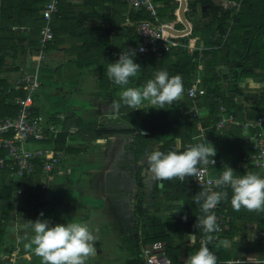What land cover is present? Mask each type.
Here are the masks:
<instances>
[{
    "label": "trees",
    "instance_id": "obj_1",
    "mask_svg": "<svg viewBox=\"0 0 264 264\" xmlns=\"http://www.w3.org/2000/svg\"><path fill=\"white\" fill-rule=\"evenodd\" d=\"M49 1L0 0V122L8 117L17 116L19 106L16 99L25 96L24 91L16 90L11 82L1 77L2 68L6 62L5 57L10 53L13 54L14 58H17L20 53L21 56H26L28 49H37L41 31L46 25L42 10ZM154 1L158 2V5L163 4V6H158L159 21L153 19L150 12L144 8L138 12L131 10L129 0H86L85 5L92 10L91 17L98 15L96 11L100 6L108 4L107 13L103 18L109 28L105 29V33L97 36L94 40H84L82 48H84L85 54H89V56L84 59L85 54L82 55V51H80L77 61L81 68L96 66L99 88L104 91L111 104L120 100L119 91H123L128 87L142 89L149 79L154 78V73L160 70L167 71L170 77L175 75L182 77V96L179 100L173 102L171 106L165 105L164 109H158V106L153 105V108L137 110L122 104L118 111L115 110L116 119H112V121L127 126L126 130L121 131L101 127L96 119L86 120L74 116L54 117L45 115L51 124L56 125L61 130L55 140L50 139L51 131H48L47 135L50 139L48 143L53 148L57 151H65L68 155V159L61 163L64 170H67L72 157L84 151L83 147L75 146V144L68 145L69 139L81 143H91L117 133L131 135L136 162H139L148 150L149 152L153 151L155 146H158L162 153L167 154L173 150L182 152L187 150L189 145H195V137L200 133L198 128L200 121L188 114V109L193 106L194 102L188 98L187 89L193 85L199 75V65L203 67L200 75L203 79L202 85L206 90V94L199 97L197 103L200 108L205 107L209 111V115L203 121L205 126L212 125L211 130L216 131L215 125L219 121L222 107L227 110L228 114L233 115L237 122H255L264 118V86L261 88L260 93L253 98H250L249 94L243 90L244 86H241V84H244V80L248 78L264 83V0H228L235 3L229 8H224L222 3L217 4L215 0H190L188 2L190 11H187L186 17L194 25L190 36L180 38L182 46L172 48L161 55L151 52L144 55L135 53L134 62L139 64L141 69L135 77L130 78L128 85H115L107 77L106 71L109 63L116 62L122 52L127 53L128 49L136 51L141 46L142 41L135 32L137 22L151 20L161 24L177 20L175 10H172L170 14L167 13L169 7L164 3L167 2L166 0ZM65 6V0H58V11L53 15L50 23L53 31V41L57 37L55 18L63 15ZM199 6L205 7V10H203L200 21L195 23L193 17L197 14ZM178 7L179 4L175 9ZM117 10L128 13L126 19L121 18L122 23H125L128 19L129 24L127 26L120 27L119 22L117 27L113 24L117 17ZM200 23L204 25V29L208 33L217 32L214 44L207 42L206 39V42L203 43L198 37L197 32L200 29ZM191 38L197 39L196 46L193 49L189 47ZM27 41L29 45L25 46L24 44ZM53 41L48 43V48ZM19 43L22 44L19 47L21 52L18 48ZM216 50H226V58L233 67L238 68L236 69L238 71L233 72L232 79H229L228 75H220L218 72L203 76L204 66L202 60ZM24 64L23 62L17 66L14 65L8 71H19ZM38 94L39 92L34 94L35 105ZM237 97L239 99H236ZM35 111L38 114H43L37 106H35ZM171 116H174V119H170ZM140 129L144 132H138ZM211 130H208V134ZM248 132L249 129L246 127L232 125L224 130L223 134L216 137L208 136L207 142L216 149L214 159L217 163L213 166L214 171L223 172L226 170L227 163H229L233 166L237 176L244 175L246 172L258 175L260 171L258 167L251 165L247 170L238 168V164L245 157L255 153L249 140L244 137ZM7 155L8 150L0 149V159L6 158ZM34 162V172L25 174L18 179L15 178V174L18 172L19 167L11 160H7L6 164L12 165V168L8 165L0 167L1 245L6 232L3 221L10 218V212L13 209L24 213L27 208L41 209L46 205L45 192L50 187L46 182L48 175L39 157ZM145 169L148 170L146 163L141 165L136 172V187L134 189V215L137 229L140 231L141 244L147 246L167 242L166 256L174 264H177L181 252L172 247L168 235L169 230L175 233L182 231L195 233L198 237L206 239L202 230L194 227L197 219L206 215L201 211V205L194 203V196L201 190L194 185L191 177L183 182L178 178L162 181L163 186L160 188L157 184V190L170 202L181 201L185 212L166 220L157 217L148 218L143 208V171ZM222 192H226L227 196L221 202L229 204V213L235 219L231 223L230 230L222 236V240L241 234L244 230V223L255 220L259 223V228L262 235H264V212H249L244 209L235 211L231 206V188L223 189ZM175 208L180 207L171 206L170 210ZM213 212L214 210L209 214ZM184 217H187V220L183 219ZM214 234L215 232L209 235L212 238ZM207 246L219 258L224 257V249L212 244L211 239L207 240ZM254 249L258 252L264 251V236L255 240ZM9 252L12 253L13 250L10 249ZM137 264H144L142 258L138 260Z\"/></svg>",
    "mask_w": 264,
    "mask_h": 264
},
{
    "label": "crops",
    "instance_id": "obj_2",
    "mask_svg": "<svg viewBox=\"0 0 264 264\" xmlns=\"http://www.w3.org/2000/svg\"><path fill=\"white\" fill-rule=\"evenodd\" d=\"M65 2L63 15L55 18L57 37L48 48L44 63H41L39 70L42 85L36 106L44 115L74 116L83 119H86L84 115L103 110L105 113H109L108 117L103 120H115V110L111 108L110 100H103V97L106 98V96L104 91L99 88L96 66L81 68L77 61L80 51H82V55L86 53L82 48L84 40H94L97 36L104 34L105 29L109 28L103 18L107 13L108 4L100 6L96 11L98 15L91 17L92 10L85 5L86 0H65ZM159 5L163 6V4ZM167 13L170 14L171 11L169 10ZM177 13L176 11V16ZM123 17L126 19L128 13L117 10V17L113 23L115 27L119 25L118 22L120 27L129 24L128 19L125 23L121 22ZM175 22L177 24L180 21L176 20ZM24 32L27 34L26 31ZM192 44H194V40H192ZM24 45H29V42L27 41ZM87 56L89 54H85L83 58L85 59ZM5 64L2 68V78H5L3 72H9L10 69ZM247 81L256 82L253 78H248ZM257 82L261 86L260 88L264 86V83ZM121 92H118L119 97ZM144 106L153 108L149 101ZM208 136H211L210 133ZM98 141L105 142L104 139ZM199 141L201 142V140ZM195 143L197 142L195 141ZM75 162L73 161V163ZM121 162H123L122 159H118L117 155L113 158L99 160L98 163L94 160L92 162L85 161L81 165L82 170L73 169V171H69L70 169H68L62 174H58L53 180H48L50 181L49 190L57 194V200L52 202V209L56 210V213L53 214L55 219H52L53 226L56 224L66 225L69 222L86 224L96 237L95 255L90 257L86 264H137L140 258L146 264L143 249L149 245H153L156 253H162L166 256L167 242L147 246L141 244L140 231L137 229L134 209H132L133 204H130L133 200L132 196H135L136 173L133 170L125 169ZM227 167L234 170L229 163H227ZM258 175L260 176L261 173ZM158 185L161 188L163 186L162 181ZM69 198L72 202H69ZM164 202H158L161 207H155V212L147 217L166 220L185 212L181 201ZM171 206L180 208L170 210ZM234 221L235 219H233ZM165 227L167 228V226ZM190 234L195 233L184 231L175 233L169 230L168 235L172 247L181 252L178 262H184L190 254H194L200 247L199 240L202 238L196 234L197 242L193 245L190 243ZM262 236L264 235H262L256 220L245 222L241 234L223 239V242L217 244L218 248L225 251L223 258L216 255L217 264H260V261L264 259V251H256L254 242ZM224 242H227V245ZM3 244H6L5 240ZM22 247L24 246L21 244L16 246L12 249V253L9 252L10 249L5 250L0 261H3L5 257L15 256L17 262L21 260L20 264H30L28 259H23L26 255L19 256ZM31 248L32 246H29L27 252L30 253ZM33 254L35 255V253ZM34 258H37L35 264H41L39 257L35 255Z\"/></svg>",
    "mask_w": 264,
    "mask_h": 264
},
{
    "label": "built area",
    "instance_id": "obj_3",
    "mask_svg": "<svg viewBox=\"0 0 264 264\" xmlns=\"http://www.w3.org/2000/svg\"><path fill=\"white\" fill-rule=\"evenodd\" d=\"M229 3L235 5V3ZM129 4L131 10L138 12L144 8L150 12L153 19L159 21V5L154 0H129ZM57 11L58 0H50L42 10V16L46 20V25L41 31L39 45L36 50L31 48L27 50L25 64L20 70L22 76L17 80V83L13 85L16 90H22L25 93L24 97H18L16 99L19 106V113L15 117H8L0 122V149L8 150L7 157L0 159V167L8 165L6 161L11 160L19 167L18 172L15 174V178L17 179L23 177L25 174L34 172V161L38 157L44 165L43 168L48 175V180L51 181L57 174L65 172L63 164L61 163L68 159L67 153L65 151H57L48 143L50 139L55 140L61 130L56 125L51 124L45 115L36 113L34 99V94L39 92L42 85L39 70L41 68V63L46 58L48 43L53 41V31L50 23L53 15ZM164 26L177 29L175 21L161 24L151 20L137 22L135 24V32L140 37L142 44L135 53L144 55L151 52L156 55H161L165 51L182 46L183 44L180 42V38L188 37L192 33L175 35L166 30ZM185 29L186 27L181 30ZM195 46L196 45L191 46L189 44L191 49L195 48ZM202 68L203 67L199 65V75L196 77L193 85L187 89L188 98L194 102L193 106L188 109V114L200 121L198 124L200 133L195 137L197 143L207 142L208 137L206 136L208 135V130L213 128L212 125H204L203 121L209 115V111L205 107L200 108L197 103V99L206 94V90L202 85L203 79L200 75ZM232 125H240L249 129V132L246 133L244 137L249 140L255 151V153L245 157V159L238 164V168L247 170L251 165L258 167L260 170L259 173H261L260 177L264 178V118L255 122H237L234 116L228 114L227 110L222 107L219 121L215 125L216 131L223 134L224 130ZM48 131L52 133L50 139L47 135ZM199 140H201V142ZM79 143L81 142L71 139L67 142L68 145ZM214 161V164L210 160L207 165H200L201 171L199 173V181L191 177L194 185L201 191L211 189L213 191L222 192L223 189L230 188L227 186H218L213 183L219 179L223 173L213 170V166L217 163L215 159ZM8 166L10 168L13 167L12 165ZM221 203L222 202L213 209L214 212L212 213L216 216L218 228L211 238V243L214 245L223 242L222 236L225 232L230 230L233 221L229 213V204L225 202ZM201 240L204 239L202 238L199 241ZM143 256L146 264H174L164 254L156 253L153 248L145 247L143 249ZM16 263L17 258L15 256L5 257L3 261H0V264ZM177 264H184V262L180 261ZM260 264H264V259L260 261Z\"/></svg>",
    "mask_w": 264,
    "mask_h": 264
},
{
    "label": "clouds",
    "instance_id": "obj_4",
    "mask_svg": "<svg viewBox=\"0 0 264 264\" xmlns=\"http://www.w3.org/2000/svg\"><path fill=\"white\" fill-rule=\"evenodd\" d=\"M178 3L180 6L179 0ZM179 20L178 23L184 26L181 19ZM134 56L135 50L128 49L127 53L122 52L119 55L116 62L108 64L106 74L115 85H128L130 78L135 77L140 71L141 66L134 62ZM182 93V77L179 75L170 77L167 71L160 70L154 73V78L149 79L142 89L128 87L123 90L120 100L113 102L111 108L118 111L123 104L139 110L143 101H149L152 105L158 106V109H164L165 105L171 106L173 102L179 100ZM215 156V147L204 142L189 145L187 150L182 152L173 150L165 154L159 149L153 150L146 154V164L155 180L170 181L178 178L183 182L192 177L199 181L200 165H207L210 160L214 164ZM235 174L233 169L226 166V170L213 183L231 188V206L235 211L244 209L249 212H264V178L251 172L239 176ZM226 196V192L211 189L200 191L194 196V203L200 204L201 211L206 214L197 219L194 227L202 230L206 239L200 241L198 250L190 254L184 264H217L216 255L207 246V240L211 239L209 234L218 230L216 216L209 213ZM40 215L43 216V213ZM183 219L187 220V217ZM28 223L33 231L30 244L34 246L35 255L40 258L41 264H86L87 260L95 255L96 237L86 224L69 222L66 225L52 226L48 220L41 219ZM189 237L190 243L195 245L197 235L190 234ZM224 243L227 245V242Z\"/></svg>",
    "mask_w": 264,
    "mask_h": 264
},
{
    "label": "rangeland",
    "instance_id": "obj_5",
    "mask_svg": "<svg viewBox=\"0 0 264 264\" xmlns=\"http://www.w3.org/2000/svg\"><path fill=\"white\" fill-rule=\"evenodd\" d=\"M166 1L167 2H164V3L165 5L169 7V10L170 11L175 10L176 12L177 9L175 8L179 4L178 0H166ZM189 1L190 0H188V2ZM215 1L217 4L222 3L224 8H229L233 6V4H230L228 0H215ZM187 10L190 11V8L188 6H187L186 11ZM202 15H203V8L199 6L197 10V14L193 17L194 22L197 23L198 21H200ZM191 24L192 26L194 25L193 23ZM199 25H200V29L198 30L197 35L198 37H200V40L203 43H205L206 42L205 39H206L207 42L214 44L215 39L217 37V32L214 31V32L208 33L204 29V25H202L201 23ZM176 28L181 29L183 28V26L180 24H177ZM192 39L193 38L190 39L189 44L191 46L196 45L197 40L193 39L194 44H192ZM21 45L22 44L19 43L18 47H21ZM226 54H227L226 50H216L212 54L204 57V59L202 60V65L204 66V71L202 72L203 76H206L209 73L218 72L220 75H228L229 79H232L233 72L238 71L236 70L238 68L233 67L231 62L226 58ZM5 58L7 62L5 65L9 68L14 67V65H17V64L19 65L21 62L25 63L26 61L25 56L22 55L20 57L18 56L17 58H14L12 53L7 55ZM43 63L44 61L42 62V64ZM21 76L22 75H21L20 70L3 72V77L7 78V80L11 82L12 85L17 83V80L21 78ZM93 82H94V78H93ZM243 83L244 84H241V86H244L243 90L249 94L250 98L256 97L260 93L261 86L258 85L257 80L256 82H253V83H251L250 81L248 82L247 80H244ZM106 99L107 98L103 97V100H106ZM236 99H239V98L237 97ZM146 103L147 101H144L143 106L140 105L139 109L146 108V106H144ZM108 114L109 113H105L103 110H101L97 113L92 112L90 114H87L90 117H88L87 115H84V117L86 116V119L88 120L96 119L99 121L101 127L104 126L105 128L110 129V130L121 131V130L127 129V126L125 124H119L112 120L108 121V119L103 120L105 117H108ZM170 119H174V116H171ZM209 133L211 136H215V137L217 135H220L219 132L217 131L214 132L212 130L209 131ZM104 140L105 142L95 141L91 143L82 142L81 144L80 143L75 144V146L83 147L84 151L78 154L77 156L71 158L72 161L68 163L70 165L68 166L67 170L68 169H70L69 171H73V169L82 170L81 165L85 161L92 162L94 160L98 163L99 160H103L105 158H108V159L113 158L115 157V155H117L118 159H122L123 162H121V164L125 169H128L129 171L133 170L135 171L134 173L138 171L141 165H144L146 163V154L149 153V150L140 158L139 162H136L135 155L133 152L134 145L132 144L133 137L131 135L117 133L110 137L104 138ZM73 161H76V162L73 163ZM143 176H144L143 208L146 211V216L150 217L149 215H152L155 212L154 211L155 207H161V205L158 204V202H161V201L167 202L168 200H166L163 194L157 191L156 187H157V184H160L159 180H155L147 169L143 171ZM46 182L48 185L49 181H46ZM56 195H57L56 192H53V191L51 192L49 189H47L45 192L46 205L42 207L41 209L30 207V208H27V210L24 213L18 212L17 209H13L10 212V218L3 221V226L5 227V230H6L5 238H4L6 244L5 245L0 244V258L4 255L5 250L8 251L9 249H14L16 248V246L21 244V246H24V247L20 249L19 256H22V255L29 256V257L25 256L26 258L23 257V259L24 260L28 259L29 261L28 263L35 264V259L37 258H34L35 257V255L33 254L35 253L34 246L30 244L33 231L28 221L34 222L37 219L48 220L50 222V225L53 226L52 219L55 217L53 214L56 213V210L52 209V206H53L52 202H54L55 198H57ZM132 199H133L132 202L131 203L129 202V203L133 204L132 209H134L135 196L134 197L132 196ZM70 201L72 202V200H70L69 198V202ZM41 213H43V216L40 215ZM29 246H32L30 253L27 252V249L29 248ZM20 262L21 260L17 262V264H20Z\"/></svg>",
    "mask_w": 264,
    "mask_h": 264
},
{
    "label": "water",
    "instance_id": "obj_6",
    "mask_svg": "<svg viewBox=\"0 0 264 264\" xmlns=\"http://www.w3.org/2000/svg\"><path fill=\"white\" fill-rule=\"evenodd\" d=\"M180 2V6H179V14L177 13L178 18H181V22L184 24V26L186 27L185 30H179V29H174L173 27L170 26H164V28L168 31H170L171 33H182V32H192V24L188 21L187 17H186V13L187 11L186 9V5H188L186 0H181ZM203 10H205V7L203 8ZM138 132H144L143 130H139ZM159 149L158 146L154 147V150ZM148 248H153V245H149L147 246Z\"/></svg>",
    "mask_w": 264,
    "mask_h": 264
},
{
    "label": "bare ground",
    "instance_id": "obj_7",
    "mask_svg": "<svg viewBox=\"0 0 264 264\" xmlns=\"http://www.w3.org/2000/svg\"><path fill=\"white\" fill-rule=\"evenodd\" d=\"M179 1H181V0H179ZM186 1H187V3H188V0H186ZM187 6H188V5H186V9H187ZM186 9H185V10H186ZM177 12H178V14H179V12H180V11H179V10H177ZM190 23H191V22H190ZM188 33H190V32L188 31V32H182V33H173V34H175V35H185V34H188ZM251 238H252V237H251Z\"/></svg>",
    "mask_w": 264,
    "mask_h": 264
}]
</instances>
